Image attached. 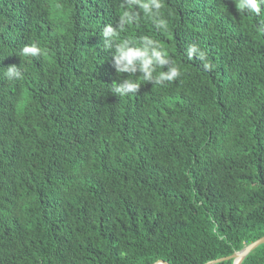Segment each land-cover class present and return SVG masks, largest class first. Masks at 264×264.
Returning <instances> with one entry per match:
<instances>
[{
    "label": "trees",
    "instance_id": "obj_1",
    "mask_svg": "<svg viewBox=\"0 0 264 264\" xmlns=\"http://www.w3.org/2000/svg\"><path fill=\"white\" fill-rule=\"evenodd\" d=\"M124 10L0 0V264H205L264 236V6L164 0L166 30L133 6L120 38L151 36L181 75L137 73L121 98L101 33ZM240 264H264V244Z\"/></svg>",
    "mask_w": 264,
    "mask_h": 264
},
{
    "label": "clouds",
    "instance_id": "obj_2",
    "mask_svg": "<svg viewBox=\"0 0 264 264\" xmlns=\"http://www.w3.org/2000/svg\"><path fill=\"white\" fill-rule=\"evenodd\" d=\"M241 12H248L260 16L264 0H236ZM128 10L121 11L118 22L104 25L102 29L103 47L111 50L112 66L115 72L127 74L129 78H121L112 83V93L117 97H126L130 94H137L141 85L135 77L137 73L146 83L163 85L165 82H173L181 75L180 67L174 63L167 51L151 36H141L138 41L121 39V33L126 26L136 21L138 12L133 6L142 10L150 17L157 29H167V21L161 16V9L164 7V0H127ZM264 31V27L260 28ZM42 54L37 42L24 45L20 49V55L24 57H37ZM189 60L194 57L202 62L205 71H211L214 65L208 60L206 51L197 44H190L186 49ZM166 69V70H165ZM9 80L22 78V70L15 66H9L4 73Z\"/></svg>",
    "mask_w": 264,
    "mask_h": 264
},
{
    "label": "water",
    "instance_id": "obj_3",
    "mask_svg": "<svg viewBox=\"0 0 264 264\" xmlns=\"http://www.w3.org/2000/svg\"><path fill=\"white\" fill-rule=\"evenodd\" d=\"M261 244H264V236L258 238L257 240L251 242L250 244L246 245L244 248H242L240 251L233 253L229 257H223V258H218L216 260L209 261L205 264H216L225 260L233 259L234 262L233 264H240V262L248 255L250 254L253 250H255L258 246ZM153 264H169L166 261L159 260L156 261Z\"/></svg>",
    "mask_w": 264,
    "mask_h": 264
}]
</instances>
